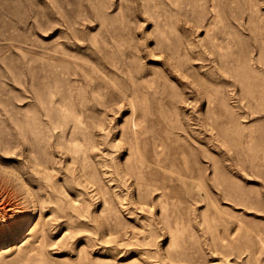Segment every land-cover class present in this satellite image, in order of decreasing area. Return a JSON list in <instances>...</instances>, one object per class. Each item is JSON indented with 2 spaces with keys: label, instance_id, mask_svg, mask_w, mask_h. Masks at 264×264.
Segmentation results:
<instances>
[{
  "label": "rangeland",
  "instance_id": "rangeland-1",
  "mask_svg": "<svg viewBox=\"0 0 264 264\" xmlns=\"http://www.w3.org/2000/svg\"><path fill=\"white\" fill-rule=\"evenodd\" d=\"M0 264H264V0H0Z\"/></svg>",
  "mask_w": 264,
  "mask_h": 264
},
{
  "label": "bare ground",
  "instance_id": "bare-ground-1",
  "mask_svg": "<svg viewBox=\"0 0 264 264\" xmlns=\"http://www.w3.org/2000/svg\"><path fill=\"white\" fill-rule=\"evenodd\" d=\"M10 203V202H9ZM13 203V202H12Z\"/></svg>",
  "mask_w": 264,
  "mask_h": 264
}]
</instances>
